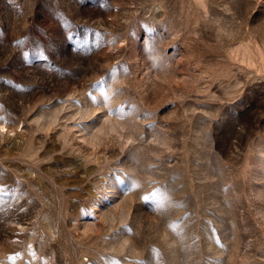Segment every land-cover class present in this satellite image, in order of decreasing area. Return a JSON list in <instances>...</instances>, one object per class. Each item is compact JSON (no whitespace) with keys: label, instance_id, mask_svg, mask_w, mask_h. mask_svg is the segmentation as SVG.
Returning a JSON list of instances; mask_svg holds the SVG:
<instances>
[{"label":"rangeland","instance_id":"1","mask_svg":"<svg viewBox=\"0 0 264 264\" xmlns=\"http://www.w3.org/2000/svg\"><path fill=\"white\" fill-rule=\"evenodd\" d=\"M0 264H264V0H0Z\"/></svg>","mask_w":264,"mask_h":264}]
</instances>
